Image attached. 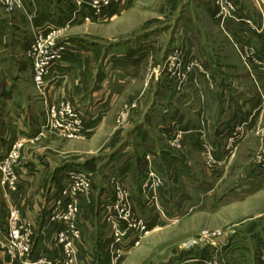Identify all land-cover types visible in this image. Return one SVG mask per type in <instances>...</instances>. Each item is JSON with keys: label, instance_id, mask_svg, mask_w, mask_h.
<instances>
[{"label": "rangeland", "instance_id": "rangeland-1", "mask_svg": "<svg viewBox=\"0 0 264 264\" xmlns=\"http://www.w3.org/2000/svg\"><path fill=\"white\" fill-rule=\"evenodd\" d=\"M4 127L0 264L34 206L35 253L62 264H264V0H0ZM73 170L91 195L65 258L48 223Z\"/></svg>", "mask_w": 264, "mask_h": 264}, {"label": "built area", "instance_id": "built-area-1", "mask_svg": "<svg viewBox=\"0 0 264 264\" xmlns=\"http://www.w3.org/2000/svg\"><path fill=\"white\" fill-rule=\"evenodd\" d=\"M37 67L40 71L35 75V82L38 85H42L45 72L43 67L39 65ZM68 175L69 181L63 183L62 196L59 195V198L56 199L57 201L55 200L54 209L52 211V220L57 221V223H48L49 227L51 226L58 230L57 244L62 247L65 258L76 254L74 237L79 238L80 231L77 229L75 217L79 210V201L83 196L86 197L91 195V180L87 174H83L78 170H73L69 171ZM5 177L4 183L16 189V185L14 184L17 175L11 172ZM10 226V239L17 248L18 256L23 261L21 264H62L60 259L61 256L59 255H56V258L51 260L48 256L35 253V225L32 223V226H25V223L21 222L19 218L18 211L12 213Z\"/></svg>", "mask_w": 264, "mask_h": 264}, {"label": "crops", "instance_id": "crops-1", "mask_svg": "<svg viewBox=\"0 0 264 264\" xmlns=\"http://www.w3.org/2000/svg\"><path fill=\"white\" fill-rule=\"evenodd\" d=\"M116 63H118V62H116ZM127 77H128V75H127ZM4 92L1 94V96H2V99H4L5 101H8L7 103H4L3 104V112L1 111V114L2 115H5V116H7V114L10 116V115H13V111L14 110H16L17 112H20V108H21V106L22 105H20V103L18 104V103H16V101L14 100V93H15V91H14V87L12 88V92L10 93L8 90V86L7 85H5V87H4ZM6 104H7V107H5L6 106ZM31 106V105H30ZM5 108V109H4ZM16 114H18V113H16ZM32 113H28V115H27V120L26 121H32V115H31ZM24 115V114H23ZM4 116V117H5ZM17 116V115H16ZM21 116H22V112H21ZM24 116H26V112H25V115ZM23 116V118H25ZM26 121H24V122H26ZM21 124V123H20ZM24 125V123H22V125L20 126V130H18L20 133L24 130V129H22V127H27L26 129H29L28 127H32V122H26L25 123V125ZM140 128V127H139ZM142 129V128H141ZM144 129V128H143ZM31 130H32V128H31ZM30 131V130H29ZM28 131V132H29ZM10 131H9V129H8V127H4V129H2L1 130V135L0 136H2V139L3 140H7V134L9 133ZM24 132V131H23ZM12 139L14 140L15 139V137H14V134H13V132H12ZM33 160H35V159H33ZM51 160H50V158H45V157H43V158H40V167H44L45 169H46V171H47V169L49 168V165L51 164V162H50ZM129 161H133L132 160V158H130L129 160H128V162H125L126 164H121L120 165V168H119V173H129V169L131 168L130 166L131 165H133V162L131 163V164H128L129 163ZM171 161H173L172 159H171ZM24 162H26V163H29L30 164V166H28V168H20L21 169V174H24L23 175V184H24V187H26V188H32V181L33 180H38V179H40V177L38 176V174H34V173H36V169L34 168V167H32V159L30 160L29 159V157H28V159H27V161H24ZM48 162H50V163H48ZM53 162V161H52ZM36 164V163H35ZM128 164V165H127ZM34 165V164H33ZM34 166H36V165H34ZM38 166V165H37ZM38 166V167H39ZM113 166H115V162H110L109 164H108V166L106 167V170H110V169H112L113 168ZM130 167V168H129ZM33 168V169H32ZM43 168V169H44ZM36 171H35V170ZM45 169H44V171H45ZM63 170H65V169H63ZM35 171V172H34ZM125 171H127V172H125ZM22 172H24V173H22ZM60 172H62V171H59V173ZM131 173H133V172H135V170H132V171H130ZM58 173V174H59ZM44 180V179H43ZM53 185H51V184H49V187H48V189H49V193H50V191H51V189L52 188H55L56 187V185L54 184V186L52 187ZM48 197V196H47ZM47 202V201H46ZM46 202H45V204H46ZM37 211H39V208L38 207H32V211L31 210H29V211H27V212H25V214L28 216L27 218H32V220H34V225L36 226V220H37V216H36V212ZM28 213V214H27ZM25 216V215H24ZM31 216V217H30ZM26 217V216H25ZM82 222V223H81ZM79 224H80V226H84L85 227V225H83L84 224V221L82 220ZM83 240V244H85L86 243V241H84V239H82ZM90 239H88V242L90 243ZM86 245V244H85Z\"/></svg>", "mask_w": 264, "mask_h": 264}]
</instances>
